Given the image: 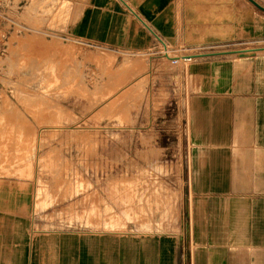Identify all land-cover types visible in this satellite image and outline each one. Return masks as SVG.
<instances>
[{
	"label": "crops",
	"instance_id": "crops-1",
	"mask_svg": "<svg viewBox=\"0 0 264 264\" xmlns=\"http://www.w3.org/2000/svg\"><path fill=\"white\" fill-rule=\"evenodd\" d=\"M68 6L72 38L128 54V97H166L170 60L185 77L172 94L187 158L185 229L120 234L112 177L89 190L63 176L42 196L46 176L0 178V264H264V11L248 0Z\"/></svg>",
	"mask_w": 264,
	"mask_h": 264
},
{
	"label": "rangeland",
	"instance_id": "rangeland-1",
	"mask_svg": "<svg viewBox=\"0 0 264 264\" xmlns=\"http://www.w3.org/2000/svg\"><path fill=\"white\" fill-rule=\"evenodd\" d=\"M70 1L0 0V178L46 176L42 196L63 176L89 190L112 177L120 234L185 229L186 148L172 107L184 76L170 60L166 97H128V54L72 38Z\"/></svg>",
	"mask_w": 264,
	"mask_h": 264
},
{
	"label": "water",
	"instance_id": "water-1",
	"mask_svg": "<svg viewBox=\"0 0 264 264\" xmlns=\"http://www.w3.org/2000/svg\"><path fill=\"white\" fill-rule=\"evenodd\" d=\"M248 1L251 2L253 5H255L258 9L264 11V8L258 5L254 0H248Z\"/></svg>",
	"mask_w": 264,
	"mask_h": 264
},
{
	"label": "built area",
	"instance_id": "built-area-1",
	"mask_svg": "<svg viewBox=\"0 0 264 264\" xmlns=\"http://www.w3.org/2000/svg\"><path fill=\"white\" fill-rule=\"evenodd\" d=\"M185 61H189L190 59H191V56H185L184 58H183ZM175 62V61H174Z\"/></svg>",
	"mask_w": 264,
	"mask_h": 264
},
{
	"label": "bare ground",
	"instance_id": "bare-ground-1",
	"mask_svg": "<svg viewBox=\"0 0 264 264\" xmlns=\"http://www.w3.org/2000/svg\"><path fill=\"white\" fill-rule=\"evenodd\" d=\"M134 12V11H133ZM28 54V53H27ZM245 56V55H244Z\"/></svg>",
	"mask_w": 264,
	"mask_h": 264
}]
</instances>
